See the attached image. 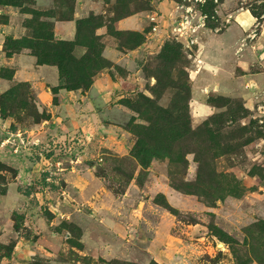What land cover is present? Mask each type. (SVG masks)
<instances>
[{
  "label": "rangeland",
  "instance_id": "374dc122",
  "mask_svg": "<svg viewBox=\"0 0 264 264\" xmlns=\"http://www.w3.org/2000/svg\"><path fill=\"white\" fill-rule=\"evenodd\" d=\"M168 1L0 0L4 58L54 66L67 91L106 85L90 106L51 87L44 106L0 66V264H264V0H218L198 57L151 34ZM240 8L252 24L203 69Z\"/></svg>",
  "mask_w": 264,
  "mask_h": 264
},
{
  "label": "crops",
  "instance_id": "0c3cea01",
  "mask_svg": "<svg viewBox=\"0 0 264 264\" xmlns=\"http://www.w3.org/2000/svg\"><path fill=\"white\" fill-rule=\"evenodd\" d=\"M162 4L163 2L158 3V5L160 6ZM240 10L241 8L228 13V17L229 19H231V22L229 21L230 25L227 26V28L221 33L211 35L207 34L202 49L203 56L208 60V62L211 61V63L215 65L213 66L209 65L208 63H203V69L216 70V65H224V58L228 57V51H231L233 49L235 43H237L238 41L239 36L242 35V32L252 24L251 18L248 17L245 12H240ZM134 24L135 20L132 17H127L118 21V25L122 27H129ZM57 25L58 28L62 31L63 36H65L66 38H70L72 36L74 25L71 21L59 23ZM104 55L108 59H111L112 61L119 64H123L125 63V61H129L128 54L125 53L120 56L116 52L108 50L107 52H104ZM198 56L199 53H197V57ZM4 64L8 65L12 69L11 75L13 80L17 82H30L35 85L38 92L37 96L39 97L41 103H43L44 106H47L49 104V88L56 87L58 82V71L54 66L45 64L36 65L35 59L32 56L15 55L12 56V58L6 59L0 54V66ZM5 82L7 81L0 79V89L3 87ZM103 82L104 81L102 80V77L97 78L83 93L82 90L77 89L69 91L58 89L57 96L65 98L64 102L59 104V107H62L63 105L70 106L71 102H74V100L79 101L78 97H82L80 102L81 104L83 103L84 106L92 105V101L96 100L95 96L98 93L97 89L99 87L106 86L103 84ZM109 84L110 80H108L107 85ZM68 94H70L72 98H70ZM67 98L71 101H68ZM58 119L59 118H56V120ZM15 161H17L16 158ZM18 165L21 166L20 164Z\"/></svg>",
  "mask_w": 264,
  "mask_h": 264
},
{
  "label": "built area",
  "instance_id": "2783aa9c",
  "mask_svg": "<svg viewBox=\"0 0 264 264\" xmlns=\"http://www.w3.org/2000/svg\"><path fill=\"white\" fill-rule=\"evenodd\" d=\"M218 4V0H170L167 12L151 11L146 15V19L152 35L174 40L184 49L193 51L196 57L201 35L204 32L220 30V28L210 25L217 20ZM208 6L210 9H207ZM228 18L225 22L229 20ZM254 35L255 33L252 31L246 37L251 39ZM188 56L190 57L191 54L188 53ZM258 58L264 59V48ZM18 135L20 134L18 133ZM12 151L17 153L18 147L12 148Z\"/></svg>",
  "mask_w": 264,
  "mask_h": 264
},
{
  "label": "trees",
  "instance_id": "16d2710c",
  "mask_svg": "<svg viewBox=\"0 0 264 264\" xmlns=\"http://www.w3.org/2000/svg\"><path fill=\"white\" fill-rule=\"evenodd\" d=\"M207 9H210V7L208 6ZM39 64H44V63H39ZM58 74H59V70H58ZM58 89H64V87H62L60 84H57L56 87H53V88L51 89V92L54 94V93H56V91H57Z\"/></svg>",
  "mask_w": 264,
  "mask_h": 264
},
{
  "label": "water",
  "instance_id": "95a60500",
  "mask_svg": "<svg viewBox=\"0 0 264 264\" xmlns=\"http://www.w3.org/2000/svg\"><path fill=\"white\" fill-rule=\"evenodd\" d=\"M251 87H253V84H251Z\"/></svg>",
  "mask_w": 264,
  "mask_h": 264
}]
</instances>
